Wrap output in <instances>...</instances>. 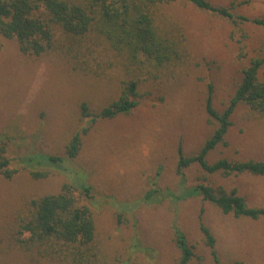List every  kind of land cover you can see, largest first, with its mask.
Here are the masks:
<instances>
[{
  "label": "rangeland",
  "instance_id": "1",
  "mask_svg": "<svg viewBox=\"0 0 264 264\" xmlns=\"http://www.w3.org/2000/svg\"><path fill=\"white\" fill-rule=\"evenodd\" d=\"M210 1L248 18L264 17V0ZM161 21L166 29L181 28L185 50L160 68L139 67L91 35L82 39L80 51H49L39 57L23 56L14 39L0 36V140L16 171L11 179L0 175V264H59L31 260L13 236L30 201L56 193L64 184L92 212L94 245L103 264H176L173 227L194 247L196 258L189 264H215L203 243L199 217L215 237L221 264H264V217L234 219L196 196L175 203L168 197L144 201L151 185L160 193L178 190L177 148L194 155L212 130L204 109L207 87H212L213 108L221 111L247 58L264 56V29L246 24L243 58L238 36L221 18L179 3L162 11ZM130 80L139 84L138 105L129 114L92 123L81 119V103L93 115L116 100ZM83 129L76 158L65 161L61 170L45 166L48 176L32 179L21 158L63 156L70 138ZM219 158L264 162V116L238 106L223 143L208 157ZM76 174L89 192H82ZM185 176L187 186L204 180L236 188L251 207H264V177L207 176L194 165Z\"/></svg>",
  "mask_w": 264,
  "mask_h": 264
},
{
  "label": "trees",
  "instance_id": "2",
  "mask_svg": "<svg viewBox=\"0 0 264 264\" xmlns=\"http://www.w3.org/2000/svg\"><path fill=\"white\" fill-rule=\"evenodd\" d=\"M179 3L227 21L238 36V54L243 58L246 56L244 50L248 39L244 29L246 24L264 29V17L248 18L233 12L231 6L225 7L210 0H0V36L14 39L23 56L39 57L49 51L60 50L67 55L72 50L80 51L82 39L91 35V38L104 40L111 51L124 54L139 67L148 63L160 68L180 59L185 50L181 28L170 26L166 29L161 21L162 11ZM263 68L264 56L247 58L240 71V81L221 111L213 108L212 87H207L204 109L207 122L212 126L209 136L194 155L186 156L181 147L177 148L178 190L160 193L158 188L151 185L144 201H160L168 197L175 203L196 196L234 219L256 221L264 217V207H251L236 188L226 190L222 186L204 183V180L187 186L185 176L186 170L194 165L207 176L248 174L264 177L262 161L208 159L210 153L223 143L231 126L232 114L238 106L264 116V75H259ZM138 84L136 80L125 82L116 100L93 115L86 104L81 103V119L92 123L129 114L138 105ZM85 133L83 129L70 138L63 156L43 155L37 158V155H33L21 158L32 179L46 178L49 171L45 170V166L61 170L65 161L76 158L81 147V135ZM5 153L0 140V175L11 179L16 171L10 169V161ZM77 178L80 179L82 192H89L90 187L82 182L81 175H75L78 182ZM71 190L69 184H64L58 192L30 201L29 213L19 221L13 237L15 243L28 250L31 260L37 257V262L45 259L59 264H103L94 245L92 212L88 206L78 204ZM198 228L213 262L221 264L215 237L200 217ZM173 234L179 251L176 264H189L196 258L194 247L178 227H173Z\"/></svg>",
  "mask_w": 264,
  "mask_h": 264
}]
</instances>
